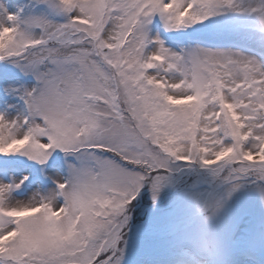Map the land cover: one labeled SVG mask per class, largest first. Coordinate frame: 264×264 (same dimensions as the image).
I'll list each match as a JSON object with an SVG mask.
<instances>
[{
    "label": "snow or ice",
    "instance_id": "6c2138e0",
    "mask_svg": "<svg viewBox=\"0 0 264 264\" xmlns=\"http://www.w3.org/2000/svg\"><path fill=\"white\" fill-rule=\"evenodd\" d=\"M58 6L67 14V23L25 22L40 30L39 37L15 24L0 25V60L22 62L37 81L22 93L27 110L23 117L8 121L0 115V154L23 153L43 163L57 149L78 153L80 166L69 165L70 175L57 184V194L73 219L81 215L79 233L74 250L66 252L61 244L49 242L50 222L0 216V225L10 222L14 227L8 231L20 233L6 243L0 262L32 264L39 257L41 264H113L127 207L145 183L157 189L169 158L199 161L214 173L224 171L226 182H264V68L220 52L198 50L183 59L163 47L145 53L143 29L155 15L177 29L199 23L218 9H233L234 0H58ZM7 20L15 22L17 17L7 14ZM105 32L114 35L105 39ZM153 56L163 57L164 64ZM232 66L261 80L240 93L248 103L217 71ZM161 67L178 71L181 86L201 95V104L168 105L166 79L155 81L147 72ZM154 81L165 88L153 87ZM209 104L214 105L211 110ZM226 105L236 109L235 117ZM197 118L204 123L190 129L189 122ZM228 151L232 154L227 159L217 160ZM10 187L0 186V207ZM7 234L0 231V236Z\"/></svg>",
    "mask_w": 264,
    "mask_h": 264
},
{
    "label": "rangeland",
    "instance_id": "374dc122",
    "mask_svg": "<svg viewBox=\"0 0 264 264\" xmlns=\"http://www.w3.org/2000/svg\"><path fill=\"white\" fill-rule=\"evenodd\" d=\"M65 2L71 4L73 0ZM234 5L233 9H218L216 14L199 23L177 29L170 28L159 14L155 15L143 29L147 42L146 55L159 52L163 47L169 55L180 56L183 59L190 52L204 50L252 60L257 66L264 68V32L261 31L264 29L262 22L264 0H234ZM250 7L256 8L254 14H249ZM20 9L24 12L22 16ZM7 14L15 15L17 20L8 21ZM32 20L64 24L67 23L68 16L59 8L58 0H47L46 3H41L40 0H0V25L11 27L15 24L20 31L39 37L40 30L30 28L25 23ZM156 22L160 24H154ZM112 27L110 23L109 28ZM111 35H114V32H105V39ZM187 38L195 40L196 43L186 41ZM2 40L3 38H0V41ZM120 46H123V42ZM152 59L159 65L164 64L163 57L153 56ZM21 63L11 58L0 60V115L8 121L19 119L26 114L20 101L22 92L23 89L35 86L34 83L26 81V77L34 75L25 72ZM217 71L226 83L233 86V91L245 103H248L247 96L240 93L261 83L259 79H252L248 70L242 67L232 66L230 69ZM147 72L155 77V81L166 79L168 89L164 93V100L171 107L192 108L201 104L203 100L201 95H192L187 86H181L178 71H165L161 67L156 71L149 69ZM20 75L24 77L23 80L16 79V76ZM205 75L210 77L211 71ZM155 81L153 87L161 90L165 88L164 84ZM225 95L228 93L225 92ZM213 107L212 104L208 105L209 110ZM226 107L235 117L236 109L231 105ZM202 123H204L202 118L193 119L189 122V128L196 129L198 124ZM231 154L230 151L225 152L218 155L217 160L227 159ZM77 157L78 153L57 149L41 163L23 153L0 154V186H11L6 194V200L3 201V207H0V215L4 217L21 215L24 218L21 222L30 218H41L50 222L53 227L48 230V240L61 244L66 252H72L79 233L77 226L82 217L76 214L73 219L71 211H64L62 208L64 200L63 203L60 202L57 184L68 179L69 165L80 166ZM169 162L174 164L175 159L169 158L166 171L172 168ZM195 163L202 171H196L198 167H195ZM205 163L210 164L214 161ZM1 168L9 170L11 182L4 181L1 175L4 171ZM187 168L188 170L179 173L177 168V173L174 174L161 173L162 179L155 191L151 183H145L139 190L136 199L126 209L127 220L122 226L118 248L114 250L116 254L113 264H155L153 257L158 259L162 257L168 262L176 259L178 261L176 264H209L204 259L205 256L201 255L203 258L196 256L197 251H200V254L210 252L212 256H217L219 264L224 263L226 260L224 257L228 259L225 264H253L248 259H254L253 254L241 256L233 253V247L230 248L228 245V242L232 241L233 233L237 231L233 223L244 218L248 219V224L240 231L246 237L241 233H235L236 238L240 237L235 240L242 244L247 238V244L253 245L264 255V186L260 182L255 184V180H247L248 178L238 182H226V172L214 173L211 168L203 166L199 161L192 162L184 169ZM189 170L194 171L191 177L189 174L192 172ZM37 178L48 179L49 185H41ZM184 183L185 185L188 183L189 187L185 192L181 190ZM236 183L239 187H236ZM24 199L28 202L26 206L21 203ZM10 224L9 222L0 225V231L9 234V228L13 227ZM19 235L20 233L14 232L2 245L0 241V253L6 251V243ZM169 240L174 244L173 249L169 248ZM183 241H187L188 244L183 246ZM138 256L140 259H137ZM213 263L214 259L211 260V264ZM32 264H41L40 258L34 259Z\"/></svg>",
    "mask_w": 264,
    "mask_h": 264
},
{
    "label": "bare ground",
    "instance_id": "6f19581e",
    "mask_svg": "<svg viewBox=\"0 0 264 264\" xmlns=\"http://www.w3.org/2000/svg\"><path fill=\"white\" fill-rule=\"evenodd\" d=\"M29 200L31 201V198H29ZM21 203L23 204V206H26V204L28 203L26 199L21 200Z\"/></svg>",
    "mask_w": 264,
    "mask_h": 264
},
{
    "label": "clouds",
    "instance_id": "9594fccd",
    "mask_svg": "<svg viewBox=\"0 0 264 264\" xmlns=\"http://www.w3.org/2000/svg\"><path fill=\"white\" fill-rule=\"evenodd\" d=\"M69 235H70V234H69ZM49 242L54 243L55 241H49Z\"/></svg>",
    "mask_w": 264,
    "mask_h": 264
}]
</instances>
